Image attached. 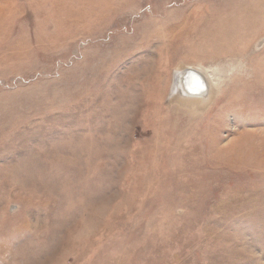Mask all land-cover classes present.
Segmentation results:
<instances>
[{
    "label": "rangeland",
    "instance_id": "1",
    "mask_svg": "<svg viewBox=\"0 0 264 264\" xmlns=\"http://www.w3.org/2000/svg\"><path fill=\"white\" fill-rule=\"evenodd\" d=\"M0 264H264V0H0Z\"/></svg>",
    "mask_w": 264,
    "mask_h": 264
},
{
    "label": "bare ground",
    "instance_id": "2",
    "mask_svg": "<svg viewBox=\"0 0 264 264\" xmlns=\"http://www.w3.org/2000/svg\"><path fill=\"white\" fill-rule=\"evenodd\" d=\"M211 72L204 67L179 68L174 76L173 90L177 89L176 92H178L174 97L187 104H196L201 107L205 104L206 106V103L210 101L213 94L211 89L212 80L210 79L213 77L211 76L213 72ZM183 85L186 86L183 87ZM213 90L215 89L213 88Z\"/></svg>",
    "mask_w": 264,
    "mask_h": 264
}]
</instances>
